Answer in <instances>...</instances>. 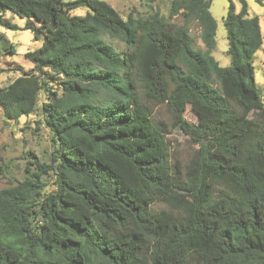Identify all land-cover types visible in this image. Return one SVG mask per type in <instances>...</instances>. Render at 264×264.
Returning <instances> with one entry per match:
<instances>
[{
	"label": "trees",
	"instance_id": "obj_1",
	"mask_svg": "<svg viewBox=\"0 0 264 264\" xmlns=\"http://www.w3.org/2000/svg\"><path fill=\"white\" fill-rule=\"evenodd\" d=\"M169 2L167 17L124 18L104 0H0L44 40L25 56L34 68L0 88V109L7 121L38 113L53 145L0 190V264H264L259 18L230 1L221 67L213 0ZM159 106L193 145L185 162L171 160Z\"/></svg>",
	"mask_w": 264,
	"mask_h": 264
},
{
	"label": "rangeland",
	"instance_id": "obj_2",
	"mask_svg": "<svg viewBox=\"0 0 264 264\" xmlns=\"http://www.w3.org/2000/svg\"><path fill=\"white\" fill-rule=\"evenodd\" d=\"M70 1V0H66ZM112 5L122 17L126 18L130 12L140 15H148L156 8L161 10L164 16H168L170 9L169 0H104ZM236 7L241 9L240 0H230ZM228 0H213L211 13L217 22V45L213 51V56L221 67L230 66V57L227 55L228 40L224 27V18L230 5ZM250 16L259 18L262 33L263 45L254 56V66L256 69V83L263 92L264 100V0H246ZM87 9L81 8L73 11L74 15H85ZM3 23L16 25L19 29H6ZM26 20L10 10L2 9L0 6V88L8 86L19 76L20 69L31 71L33 63L26 59L28 52L40 49L44 40H36L30 30L22 29ZM191 35L194 38V47L197 50H204L201 41V31L196 23L190 26ZM107 41L116 46L120 51H126V45L119 40L106 38ZM15 52L14 54H12ZM44 95H42V99ZM41 99V100H42ZM186 117L194 121L196 118L192 113ZM155 121L166 134L170 144V154L172 162L177 159L185 162L190 158L193 145L189 138L172 122L171 116L165 106L155 108ZM53 151L52 134L50 130L42 124V118L38 113L30 117H23L19 121H7L0 109V190L16 185L26 176V169L35 171V166L31 163L35 158L41 161L50 162V155ZM47 192L54 190L53 178H49ZM165 204L157 202L153 206L154 211L163 209Z\"/></svg>",
	"mask_w": 264,
	"mask_h": 264
}]
</instances>
